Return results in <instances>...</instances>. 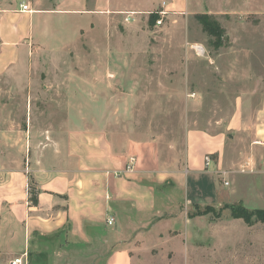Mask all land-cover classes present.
Wrapping results in <instances>:
<instances>
[{
  "label": "rangeland",
  "instance_id": "1",
  "mask_svg": "<svg viewBox=\"0 0 264 264\" xmlns=\"http://www.w3.org/2000/svg\"><path fill=\"white\" fill-rule=\"evenodd\" d=\"M168 1L113 0L109 14L40 22L30 51L0 68V264L22 256L10 245L20 214L8 210L25 192L34 198L38 153L78 129L155 141L167 164L183 163L188 133L220 140L218 217L194 216L206 206L170 214L136 240V264H264V224L222 210H264L262 0H187L165 11ZM203 14L221 41L202 31ZM245 163L249 171L240 172Z\"/></svg>",
  "mask_w": 264,
  "mask_h": 264
},
{
  "label": "crops",
  "instance_id": "2",
  "mask_svg": "<svg viewBox=\"0 0 264 264\" xmlns=\"http://www.w3.org/2000/svg\"><path fill=\"white\" fill-rule=\"evenodd\" d=\"M186 3L170 0L163 7L181 10ZM21 4L0 0V68L30 51L40 22L71 13L109 14L113 0H54L52 7H29L30 12ZM258 14H264V0ZM220 146L218 138L188 133L183 163L167 164L155 141H130L97 129L69 131L64 141L46 144L38 153L40 169L31 174L34 198L28 200L25 192L12 201L8 211L19 212L21 232L9 244L16 245L13 250L25 264H136V240L144 230L170 214L216 206ZM131 160L132 169L126 170Z\"/></svg>",
  "mask_w": 264,
  "mask_h": 264
},
{
  "label": "trees",
  "instance_id": "3",
  "mask_svg": "<svg viewBox=\"0 0 264 264\" xmlns=\"http://www.w3.org/2000/svg\"><path fill=\"white\" fill-rule=\"evenodd\" d=\"M153 15L155 16L157 14ZM153 18V22L155 24V22L158 20L157 16ZM197 20L201 25V29L204 33H206L208 36L214 37L218 42L221 41V38L219 36L221 29L212 16L208 14L199 15L197 16ZM222 210H228L230 217L233 219H241L248 224L252 222H261L264 224V210H248L242 206L235 205L224 206ZM206 215H209L211 217L216 215L218 217L219 214L211 206H206L203 210L197 209L194 214V216Z\"/></svg>",
  "mask_w": 264,
  "mask_h": 264
},
{
  "label": "built area",
  "instance_id": "4",
  "mask_svg": "<svg viewBox=\"0 0 264 264\" xmlns=\"http://www.w3.org/2000/svg\"><path fill=\"white\" fill-rule=\"evenodd\" d=\"M164 5V4H163ZM21 10L22 11H29L30 12V9H29V6L26 5V4H21ZM165 11L164 12H159V15L160 16H164L165 15ZM128 20V18H127ZM157 25L161 24V19H158L156 22H155ZM196 52H199L197 50V48H194ZM132 161L131 160L130 162H128V165L126 167V170H131L132 169ZM211 159L209 158V156L205 157L204 159V162H205V165L208 166L209 163H210ZM249 167H250V163H245L243 165L240 166V172H247L249 171ZM222 183H223V186H228V182H226V180H222ZM114 222V219L113 218H109L107 220V225H112ZM9 264H25L24 260H23V256H20V257H15L14 259H12Z\"/></svg>",
  "mask_w": 264,
  "mask_h": 264
}]
</instances>
